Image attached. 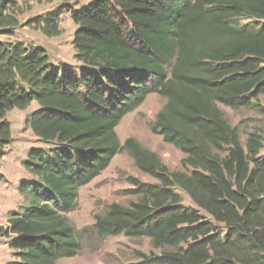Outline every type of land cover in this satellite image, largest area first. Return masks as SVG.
Here are the masks:
<instances>
[{
    "label": "trees",
    "instance_id": "obj_1",
    "mask_svg": "<svg viewBox=\"0 0 264 264\" xmlns=\"http://www.w3.org/2000/svg\"><path fill=\"white\" fill-rule=\"evenodd\" d=\"M15 3L0 0V35L11 36L17 25L9 14ZM65 10L77 27L71 47L78 74L52 67L41 47L0 41V155L11 142L6 113L32 102L38 108L25 125L51 146L28 150L23 169L35 180L19 187L28 206L0 225V238L15 236L9 248L19 264L77 256L64 215L77 208L79 189L123 152L158 184L131 180L140 200L96 216L98 239H150L161 252L145 264H264L261 140L249 134L243 149L218 108L264 97V0H93L28 23L56 37ZM241 17L251 21L240 24ZM151 94L166 104L150 130L183 154V172H170L134 139L119 143L116 126ZM172 189L211 222L183 209Z\"/></svg>",
    "mask_w": 264,
    "mask_h": 264
},
{
    "label": "rangeland",
    "instance_id": "obj_2",
    "mask_svg": "<svg viewBox=\"0 0 264 264\" xmlns=\"http://www.w3.org/2000/svg\"><path fill=\"white\" fill-rule=\"evenodd\" d=\"M93 0H52L51 2H37L36 0H16L15 7L9 14L15 18L17 25L12 35H0L2 42H22L26 46L41 47L46 51L48 62L54 68L67 67L76 74L80 73V63L74 59L71 47L76 25L70 19V13L65 10L58 20L60 34L56 37H46L35 24L28 23L32 19L43 17L48 12L59 7L67 6L71 10H79ZM64 9V8H63ZM240 24L250 22L244 17L238 19ZM28 23V24H27ZM263 24L264 21H259ZM166 100L156 94L149 95L145 101L133 112L127 114L116 126L115 132L121 145L127 139H134L141 147L156 154L161 163L170 172H183L181 160L183 154L162 137L151 132L150 127L157 114L163 109ZM38 105L32 102L24 110L12 109L6 113L5 119L10 125L11 142L3 148L0 155V174L4 180L0 182V225H5L9 211L21 212L28 206L19 194V187L24 182H34L35 178L23 169V163L29 149H48V146L38 141L30 129L25 125V119ZM218 108L226 122L237 130L240 142L245 148L249 134L255 133L260 137L262 149L259 156L264 155V97L254 100L249 107L230 109L222 105ZM131 180L144 184L157 185V180L141 173L132 159L125 153L117 154L109 166L97 178L78 191L77 208L64 216L71 225L75 237L80 245L77 256L61 258L56 264H145L148 257H156L161 250L154 249L148 238H129L124 235L98 239L94 235L92 226L96 216L104 214L107 207L118 204L128 207L136 203L140 197L132 194L134 190ZM181 198L183 209L199 212L206 222H211L205 212L199 210L179 189H172ZM86 229L84 234L82 230ZM15 238H0V264H19L13 251L9 248Z\"/></svg>",
    "mask_w": 264,
    "mask_h": 264
},
{
    "label": "crops",
    "instance_id": "obj_3",
    "mask_svg": "<svg viewBox=\"0 0 264 264\" xmlns=\"http://www.w3.org/2000/svg\"><path fill=\"white\" fill-rule=\"evenodd\" d=\"M10 213V211L8 212V213H6L7 215V218H6V223H5V225H3V226H6L7 225V220H8V214ZM12 238H15V236L14 237H12Z\"/></svg>",
    "mask_w": 264,
    "mask_h": 264
}]
</instances>
